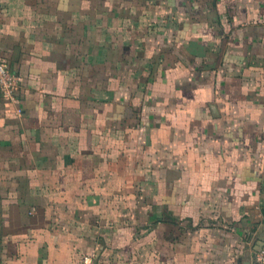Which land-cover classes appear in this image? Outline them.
<instances>
[{
	"label": "crops",
	"instance_id": "1",
	"mask_svg": "<svg viewBox=\"0 0 264 264\" xmlns=\"http://www.w3.org/2000/svg\"><path fill=\"white\" fill-rule=\"evenodd\" d=\"M0 54V264L254 262L264 0H0Z\"/></svg>",
	"mask_w": 264,
	"mask_h": 264
},
{
	"label": "built area",
	"instance_id": "2",
	"mask_svg": "<svg viewBox=\"0 0 264 264\" xmlns=\"http://www.w3.org/2000/svg\"><path fill=\"white\" fill-rule=\"evenodd\" d=\"M20 90V79L13 73L3 61L0 54V94L1 96L12 103L18 101V93ZM21 113V110H18ZM252 264H264V244L258 251L255 260Z\"/></svg>",
	"mask_w": 264,
	"mask_h": 264
}]
</instances>
